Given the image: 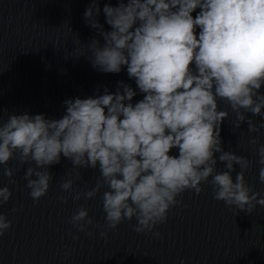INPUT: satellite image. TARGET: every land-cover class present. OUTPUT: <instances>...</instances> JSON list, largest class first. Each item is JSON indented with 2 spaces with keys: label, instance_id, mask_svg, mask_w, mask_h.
Returning a JSON list of instances; mask_svg holds the SVG:
<instances>
[{
  "label": "clouds",
  "instance_id": "obj_1",
  "mask_svg": "<svg viewBox=\"0 0 264 264\" xmlns=\"http://www.w3.org/2000/svg\"><path fill=\"white\" fill-rule=\"evenodd\" d=\"M100 13L98 0H91L84 18L103 43L92 38V56L85 58L102 73L126 71L135 88L121 80L114 92L97 88L86 98L66 99L60 118L10 114L0 123V165L13 158L34 163L24 179L37 202L53 179L49 166L62 156L73 168L98 170L95 187L83 195L91 199L106 188L107 227L135 218L137 233L166 222L181 202L177 197L187 190L199 195L202 183L211 184L217 201L247 214L264 206L245 179L251 162L222 146L229 112L220 108H231L237 129L245 122L249 132L264 129V0H119L103 6L109 30ZM137 95L142 98L134 102ZM249 142L256 145L259 137ZM257 155L264 183V144ZM218 161L224 171L217 172ZM234 165L240 167L235 180ZM4 174L12 178L14 169ZM73 183L65 180L61 188L68 192ZM11 197L8 186L0 187V206ZM71 223L84 231L93 220L81 207ZM11 226L0 213V235ZM100 235L107 238V232Z\"/></svg>",
  "mask_w": 264,
  "mask_h": 264
},
{
  "label": "water",
  "instance_id": "obj_2",
  "mask_svg": "<svg viewBox=\"0 0 264 264\" xmlns=\"http://www.w3.org/2000/svg\"><path fill=\"white\" fill-rule=\"evenodd\" d=\"M118 2L98 0V19L106 30L109 26L103 6ZM90 3L0 0V123L10 114L25 112L60 118L66 99L86 98L97 88L114 92L121 80L135 88L126 71L102 73L85 58L92 56V38L103 43L84 18ZM141 98L137 95L134 102ZM220 108L229 112L221 126L222 146L251 162L245 171L246 182L260 193L258 199L264 198L257 155L260 144H264V129L249 132L247 122L237 129L231 108L223 103ZM247 115L257 123L261 121V117ZM253 137H259L258 144L249 142ZM34 166L15 158L0 165V187L8 186L12 192L10 200L0 206V213L12 221L11 228L0 235V264H264V206L257 204L247 214L217 201L211 184L202 183L199 195L187 190L177 197L181 202L152 232L134 231L135 218L112 229L104 219L102 195L107 189L101 188L91 199L83 195L95 187L98 170L73 168L62 156L59 164L49 166L53 179L47 194L37 202L30 197L24 179L26 169ZM8 167L14 169L12 178L4 174ZM234 167L233 180L240 171L239 165ZM224 170L218 161L217 172ZM68 179L74 183L65 192L61 183ZM78 192L81 196L77 200L74 196ZM60 197L67 198V203ZM81 207L93 220L84 231L71 223L72 215ZM14 208L17 211L13 212ZM102 231L107 232V238L100 235ZM155 232L160 235L155 236Z\"/></svg>",
  "mask_w": 264,
  "mask_h": 264
}]
</instances>
